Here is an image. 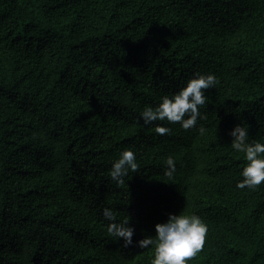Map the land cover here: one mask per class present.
<instances>
[{"label":"trees","instance_id":"trees-1","mask_svg":"<svg viewBox=\"0 0 264 264\" xmlns=\"http://www.w3.org/2000/svg\"><path fill=\"white\" fill-rule=\"evenodd\" d=\"M194 73L217 78L204 119L144 124ZM237 124L264 143V0H0V264H151L135 242L169 213L208 226L188 264H264V182L236 187ZM125 149L139 168L117 185Z\"/></svg>","mask_w":264,"mask_h":264},{"label":"clouds","instance_id":"clouds-1","mask_svg":"<svg viewBox=\"0 0 264 264\" xmlns=\"http://www.w3.org/2000/svg\"><path fill=\"white\" fill-rule=\"evenodd\" d=\"M216 83L214 73H194L178 91L162 96L155 107L146 106L140 119L146 125L153 121L167 120L170 123H179L185 130L196 127L197 120L204 119L200 106L205 105L208 99L205 90L214 88ZM155 130L161 135L171 131L163 126H157ZM197 131L203 135L206 128L201 125ZM248 132V127L241 124L235 125L229 132L233 138L231 147L236 152L244 153L247 161L241 171L243 179L236 184L240 189L255 188L264 182V143L250 141ZM138 168L135 152L125 149L112 163L109 175L117 185H124L125 177L130 172L135 173ZM175 172L176 161L170 156L166 159L164 175L171 179ZM103 216L109 221L106 230L110 236L122 238L125 247L133 244L135 230L129 225V217L122 222H116V214L111 208H104ZM154 231V236H145L135 242L142 249L155 245L151 264H188V260L204 247L208 226L195 213H169L166 221L154 225Z\"/></svg>","mask_w":264,"mask_h":264}]
</instances>
